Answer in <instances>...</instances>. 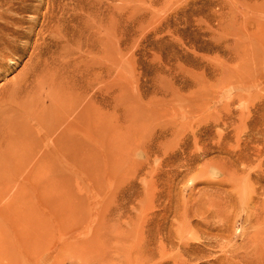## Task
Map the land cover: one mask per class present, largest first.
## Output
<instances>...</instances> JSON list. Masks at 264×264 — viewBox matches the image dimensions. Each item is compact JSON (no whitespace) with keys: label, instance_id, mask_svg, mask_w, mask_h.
Wrapping results in <instances>:
<instances>
[{"label":"rangeland","instance_id":"1","mask_svg":"<svg viewBox=\"0 0 264 264\" xmlns=\"http://www.w3.org/2000/svg\"><path fill=\"white\" fill-rule=\"evenodd\" d=\"M133 1L0 0V93L43 46L93 111L0 201V264H264V0Z\"/></svg>","mask_w":264,"mask_h":264},{"label":"bare ground","instance_id":"2","mask_svg":"<svg viewBox=\"0 0 264 264\" xmlns=\"http://www.w3.org/2000/svg\"><path fill=\"white\" fill-rule=\"evenodd\" d=\"M4 13L0 14V72L6 65L3 58L14 52L11 49L12 38L18 33L6 21L10 17ZM42 48H37L36 54L29 58L31 62H28L27 69L0 93V201L11 198L16 191L19 194L20 187L33 180H44L53 175L48 167L58 169L65 161L64 153L76 149V139L82 133L87 135V140H83L93 139L91 125L82 122L85 115L88 117L93 112L90 99L83 103L80 95L58 88V68L53 66L55 59L51 53L50 56L46 53L45 57ZM10 63L16 64L15 61ZM25 188L27 190L23 192L28 196L31 188ZM1 202L0 218L4 216L3 212H10L8 204ZM1 221L0 226L4 225Z\"/></svg>","mask_w":264,"mask_h":264}]
</instances>
